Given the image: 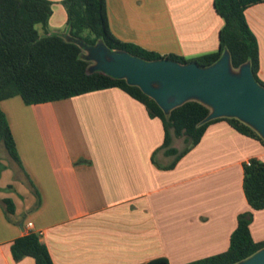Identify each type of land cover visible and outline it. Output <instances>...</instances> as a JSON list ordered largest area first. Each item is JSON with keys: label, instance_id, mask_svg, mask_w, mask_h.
Returning <instances> with one entry per match:
<instances>
[{"label": "crops", "instance_id": "1", "mask_svg": "<svg viewBox=\"0 0 264 264\" xmlns=\"http://www.w3.org/2000/svg\"><path fill=\"white\" fill-rule=\"evenodd\" d=\"M49 1L48 33L74 41L62 0ZM106 13L116 38L185 58L215 51L223 24L214 0H106ZM244 15L264 82V3ZM0 109L20 160L0 162V200L14 204L6 215L0 203V264H35L11 255L14 239L28 232L39 235L54 264H146L159 257L183 264L225 251L245 211H252V239L264 240V208L252 209L243 190L244 165L264 162V145L225 120L208 124L169 168L174 157L160 149L161 119L120 88L38 104L15 95Z\"/></svg>", "mask_w": 264, "mask_h": 264}, {"label": "trees", "instance_id": "2", "mask_svg": "<svg viewBox=\"0 0 264 264\" xmlns=\"http://www.w3.org/2000/svg\"><path fill=\"white\" fill-rule=\"evenodd\" d=\"M61 3L67 15L69 35L87 46L101 41L111 51H124L144 60L168 58L180 64L195 62L199 66L213 64L227 52L233 69L249 64L254 79L264 87L258 77L257 40L244 15L248 6L264 3V0H214V9L223 20L218 32V48L191 58L160 54L116 38L108 26L106 0H62ZM51 14L52 2L49 0H0V101L19 95L25 104H38L104 88H120L144 104L149 116L161 119L164 139L160 149L174 157L169 168L199 142L208 124L221 119L264 145V138L236 117L206 119L211 109L198 100H188L165 112L154 99L138 86L128 84L125 78L88 70L89 63L82 56V46L61 35L48 33ZM173 138H182L184 146L181 149L172 146ZM0 142L9 158L20 166L13 136L1 109ZM28 187L37 196L30 181ZM243 190L252 209L264 208V162L251 158L249 164L244 165ZM0 203L6 215L14 212L11 199L3 198ZM251 220L252 211L238 214L225 251L183 264H236L262 249L264 240L254 241L251 237ZM10 250L15 261L29 256L35 264H54L46 245L34 232L14 239ZM146 264L169 263L159 257Z\"/></svg>", "mask_w": 264, "mask_h": 264}, {"label": "water", "instance_id": "3", "mask_svg": "<svg viewBox=\"0 0 264 264\" xmlns=\"http://www.w3.org/2000/svg\"><path fill=\"white\" fill-rule=\"evenodd\" d=\"M96 45L87 47L95 51ZM95 59L93 70L125 78L165 112L188 100H198L211 109L206 119L236 117L264 138V87L256 82L247 63L233 73L227 52L208 66L180 64L168 58L144 60L124 51H113L108 57L102 46ZM236 264H264V247Z\"/></svg>", "mask_w": 264, "mask_h": 264}, {"label": "rangeland", "instance_id": "4", "mask_svg": "<svg viewBox=\"0 0 264 264\" xmlns=\"http://www.w3.org/2000/svg\"><path fill=\"white\" fill-rule=\"evenodd\" d=\"M100 46H102L104 48V51L106 52L107 56L109 57L110 54L113 52L111 50H109L101 41H99L95 47V51H92L93 48L92 47H87V46H83V53L82 56L88 61V63L91 65V67L89 66L88 70L92 71L94 67V65L96 64V59L95 56L98 52V50L100 49ZM231 71L235 74H237L239 72V69H233L231 68ZM175 144L178 147V149H181L184 146V142L182 138H176L175 140ZM0 162H6L8 163V165H12L13 161L9 158L7 151L3 145L2 142H0ZM11 179H13V181H18L19 179L16 177L15 172L12 170V177Z\"/></svg>", "mask_w": 264, "mask_h": 264}, {"label": "built area", "instance_id": "5", "mask_svg": "<svg viewBox=\"0 0 264 264\" xmlns=\"http://www.w3.org/2000/svg\"><path fill=\"white\" fill-rule=\"evenodd\" d=\"M247 164H249V161H247ZM28 226H29V227H32V223L29 222V223H28Z\"/></svg>", "mask_w": 264, "mask_h": 264}]
</instances>
